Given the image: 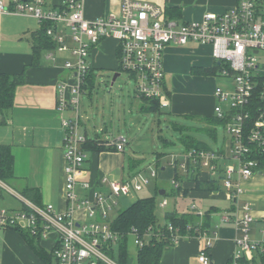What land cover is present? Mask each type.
Here are the masks:
<instances>
[{
  "label": "built area",
  "instance_id": "obj_1",
  "mask_svg": "<svg viewBox=\"0 0 264 264\" xmlns=\"http://www.w3.org/2000/svg\"><path fill=\"white\" fill-rule=\"evenodd\" d=\"M83 7L84 0H62L58 11L47 8L45 0H9L7 4L0 1V15L29 16L49 24L45 34L56 51L75 58L74 62L67 61L64 65L74 75L70 86L72 96H66L67 84L59 85L57 95V111L62 113L70 109L73 112L72 118L61 119L66 177L64 198L68 208L59 213L51 205L39 207L23 199L21 211L0 210V227L19 228L41 240L55 235L56 264H117L105 254L104 246H115L118 234L104 222L88 224L86 219L96 215L101 220L106 219L117 206V199L142 191L156 178L157 171L155 167L149 168L148 177L140 171L125 181L103 178L99 186L107 184L108 194L97 193L89 182H82L90 195L82 200L77 197V174L82 171L86 158L82 149L86 137L78 134L79 105L81 88L90 70L91 50L103 40H116L120 74L124 72L133 80L137 97L156 100L164 109L169 105L163 89L166 47L194 43L211 48L214 62L223 65L218 76L231 79L233 86L231 91L215 89L214 114L225 120V130L230 135V153L237 168H226L223 186L236 200L242 193L241 182L256 173L257 162L250 158L255 152H264V62L258 58L264 54V0H237L230 12L206 14L199 22H179L169 18L164 9L138 0H121L118 15L94 21L84 18ZM59 24H64L66 34L58 31ZM126 144L125 138H119L104 146L123 152ZM220 157L212 151H190L171 155L169 165L185 172L187 162H191L215 174ZM166 205L167 201L163 200L160 207ZM77 213L82 216L77 217ZM221 222L232 223L240 232L230 264H264V229L260 241L250 238L251 224L255 220L247 203L238 208L235 216L223 214ZM131 236L136 248H142L143 242L135 230ZM198 237L202 241L198 262L209 264L208 252L213 239L206 233H199ZM179 239L180 236L175 235L171 241L177 244Z\"/></svg>",
  "mask_w": 264,
  "mask_h": 264
},
{
  "label": "crops",
  "instance_id": "obj_2",
  "mask_svg": "<svg viewBox=\"0 0 264 264\" xmlns=\"http://www.w3.org/2000/svg\"><path fill=\"white\" fill-rule=\"evenodd\" d=\"M0 1L5 4L9 2V0ZM61 1L45 0V3L47 8L58 11ZM138 1L158 6L164 9L165 12L167 9L177 10L178 15L172 19L179 22H199L206 14L230 12L237 4V0ZM120 4L121 0H84V18L88 21H94L108 15H118ZM167 16L169 15L167 14ZM43 24L45 23H41L29 16L0 15V74L21 76V84L17 85L14 90L12 108L0 116V145L11 148L16 177L14 186L17 189V191H14L0 182V207L7 211H15L13 209V201L15 199L22 203L19 211L24 208L23 199H26L17 192L25 188L38 189L40 191L41 207L51 205L59 213L66 212L68 208V203L64 198L66 177L63 157L64 131L61 128V119L72 118L73 112L70 109L62 113L57 111V95L59 85L67 84L66 96H72L70 94V86H72L74 75L66 70L64 65L67 61L74 62L75 58L68 53H58L48 36L51 47L43 46L35 56L34 46ZM57 29L58 31L62 30L64 34L67 32L64 24H59ZM68 45L72 47L70 41H68ZM189 45L194 48L187 49ZM183 48L187 52L202 56L204 59L208 58L209 65L202 68L198 67V70L211 68L215 64L212 61L213 58L211 59V48L208 46H200L194 43L185 46L172 44L167 46L163 57L165 74L163 89L169 105L162 110H167L171 116L176 118L201 121L205 125L203 132L207 129H215L216 131V127L210 126L204 120L215 115L213 110L217 102L214 94L208 98L192 96L183 92L180 85H177L173 92L168 91V86L166 85L167 73L175 70L180 72V68L174 67V61L178 52H180L179 49L186 51ZM118 53L116 40L106 39L101 41L91 50L89 58L90 68L95 70L96 74L102 71L111 72L112 74L120 73L117 72L119 68ZM195 68L194 65H191L190 73ZM184 128L188 132L192 129L191 127ZM78 134L86 137V139L99 135L104 142L123 138L122 136L115 138L107 130L106 126L94 131V135L90 136L85 126L81 124ZM230 148L231 139L228 143L224 142L222 147L218 149L221 152V157L218 160L219 170L225 171L228 166L237 168V163L232 159ZM171 155L174 154L162 157L154 162V167L159 166L160 170L156 178L151 179L148 185L152 182L154 194L157 187L159 192H163L162 195L159 194L163 197L166 191L170 192L172 190L174 192L171 197H175L177 201L173 207V213L181 215L193 212L194 216L198 215L199 224L207 222L208 230L206 234L213 239L212 246L208 252L209 264L229 263L236 249L235 240L240 237V232L232 223H222L221 216L225 213L235 216L238 213V208L247 203L242 199L244 187L252 186L264 191V175L257 173L253 177L243 180L241 182L242 193L235 200L231 197L230 192L224 188L223 179L219 183L220 190L216 192L201 191L191 181L174 182L175 169L169 165ZM85 156V162L81 168L82 171L77 174L75 187L77 197L80 200L90 195V192L82 187V182L92 184L93 190L97 193L108 194L107 184L103 186L97 185L103 178L108 181H125L140 171H143L146 176V171L141 169L140 166L133 169L139 159L127 157L125 148L123 152L105 151L92 153L85 151ZM161 161H166V165L163 166ZM178 161L181 163L182 159H178ZM232 162L235 165H231ZM177 169L180 175L184 173L179 167ZM219 175H221L219 172L210 174L207 170L202 169L197 180L201 184H205L209 180L218 179ZM222 176L224 177V173H222ZM234 179H236V175H234ZM5 193H7V196H4ZM207 201L219 202V204L206 207ZM10 206L12 207L8 208ZM251 211L255 220L251 224V230L255 228L254 226L257 223H260L264 229V211H254L253 209ZM206 214H208V217ZM76 216L81 217L82 213H77ZM215 217L218 218L214 224L212 222ZM88 219L94 220L93 223H95L104 222L107 218L101 220L100 216L96 215L94 218H87L86 223ZM0 228V264H43L16 232L3 227ZM55 242L56 236L51 234L48 239L41 241V246L46 251H51ZM201 245L202 241L196 235L186 234L180 236L177 244L167 245L163 248L159 264H201L198 262Z\"/></svg>",
  "mask_w": 264,
  "mask_h": 264
},
{
  "label": "rangeland",
  "instance_id": "obj_3",
  "mask_svg": "<svg viewBox=\"0 0 264 264\" xmlns=\"http://www.w3.org/2000/svg\"><path fill=\"white\" fill-rule=\"evenodd\" d=\"M189 48L194 47L189 45L187 49ZM181 49H179L180 52H178L174 61V67L180 68V72H176V70L173 72L168 71L166 76V85L169 92H173L176 86L180 85L183 92L189 95L208 98L214 94L217 87L224 91L233 89L231 79L198 73V67L202 68L209 65L207 57L204 59L198 54L187 52L185 48L183 49L186 51ZM258 58L264 62V54L259 55ZM212 61L214 62L213 59ZM191 65L196 67L192 73H190ZM112 76L111 72H97L96 86L92 97L89 99L85 95H81L79 107L80 127L81 124L85 126L88 134L93 136L94 131L106 126L115 138L118 136L125 138L128 142L125 146L126 156L140 159V168L146 171V176L149 174L148 169L154 168L153 164L157 161L158 156L164 158L170 154L181 155L185 152L184 146L178 139L186 133L198 141L206 143L213 152H217L224 142H229L230 135L222 126L216 127L217 142L214 143L208 134L200 131L205 129V125L201 121L176 118L171 116L167 110H162L159 114L142 113L140 110L142 103L135 96L133 80L129 78L128 74L122 72L111 87ZM173 125H177V129L173 128ZM184 127H191L190 133ZM161 163H163V166L166 165V161H161ZM231 165H235L234 162ZM153 194L154 185L151 182L150 185L145 186L138 193H131L128 197H120L117 199L118 205L108 213L104 223H113L120 212L126 210L137 200L151 197ZM4 196H7V193ZM155 198L156 214L159 222L163 223L164 213L174 211L173 207L177 199L171 196L164 198L159 194ZM164 199L168 202V205L161 209L159 204ZM242 199L248 203L251 210L264 211V191L258 190L257 187H244ZM215 204L217 205L219 202L207 201L205 205L209 207ZM13 205V209L19 211L22 203L15 199ZM0 210L7 211L3 207H0ZM217 218H213L212 223L215 224ZM93 222L94 220H87L88 224ZM254 227L250 231V238L260 241L263 227L260 223H257ZM128 252L134 258L136 246L131 235L128 239ZM51 264H55V262L53 261Z\"/></svg>",
  "mask_w": 264,
  "mask_h": 264
},
{
  "label": "trees",
  "instance_id": "obj_4",
  "mask_svg": "<svg viewBox=\"0 0 264 264\" xmlns=\"http://www.w3.org/2000/svg\"><path fill=\"white\" fill-rule=\"evenodd\" d=\"M166 13L170 16V18L178 15V11L172 9H167ZM49 26V24H43L39 32L38 39L36 40L34 46L35 56L43 46H46L48 48L51 47L49 39L45 34V31ZM222 66V64L219 65L218 63H215L211 68L198 70V73L217 76ZM117 72H121L120 66L117 69ZM96 79L97 74L95 70L90 68L88 75L85 78L84 84L82 85L81 95H86V97L89 99L92 97L95 91ZM19 84H21V76H8L5 74H0V116L4 115L12 108L14 90ZM137 99L142 103L140 106V110L142 113L159 114L162 111L159 102L156 100H150L143 97H137ZM204 120L212 127L222 126L225 128V120L217 118L216 115L210 118H205ZM177 127V125H173V128L177 129ZM205 132L213 139L214 143L217 142V133L215 129H207ZM178 141L184 146V153L190 151H212L206 143L198 141L188 133L182 135L178 139ZM105 143L106 142L100 139L99 135H96L94 138L86 139V142L82 145V149L84 153L85 151L92 153H101L105 151L116 152L113 148H106L104 146ZM214 153L219 156L221 155L220 151ZM160 158L161 157L158 156L157 161ZM250 159H253L257 162L255 175L257 173L264 175V152H255V154L252 155ZM137 162L138 163L135 164L133 169L140 166L141 160L139 159ZM155 169L157 173L160 170L159 166H157ZM178 171L179 170L177 168L174 170V182L177 183L184 180L191 181L194 182L196 184V188L201 191H219L221 188L219 184L220 180L224 178L222 176V173H224V171H222L221 169L219 170L218 167L217 172L221 174L219 175V178L209 180L205 184H201V182H199L197 178L199 177L202 168L199 164L193 165L191 162H187L186 170L182 175H180ZM15 181L16 177L14 174V157L11 148L9 146L0 145V182L13 189L14 191H17L14 186ZM97 185H100V181ZM91 186L93 188L92 184ZM17 193H19L29 202L41 207L40 191L38 189L25 188L24 190H21ZM173 193L174 192L172 190L170 192L166 191L164 197H170L173 195ZM158 194H160V192L156 187L154 196L137 200L126 210L120 212L115 221L110 224L111 230L118 234L119 240L115 246L111 244L105 245L104 252L117 264H159L163 248L167 245L173 244L171 241L173 236H184L186 234L198 236L199 233H207V222L199 224L198 215L196 214L194 216L193 212L181 215L173 212H165L163 223H160L156 214L155 197ZM206 215L208 217V214ZM169 227L172 228V231L168 230ZM5 228L16 232L26 244V246L40 261L43 262V264H51L53 261L56 264V259L53 254L54 247L51 251H46L41 246L42 240L39 237L30 235L29 232L21 230L19 228ZM133 230H135L139 240L143 242L142 248H136L134 258L128 252V239ZM227 264H230V262Z\"/></svg>",
  "mask_w": 264,
  "mask_h": 264
},
{
  "label": "water",
  "instance_id": "obj_5",
  "mask_svg": "<svg viewBox=\"0 0 264 264\" xmlns=\"http://www.w3.org/2000/svg\"><path fill=\"white\" fill-rule=\"evenodd\" d=\"M120 76V73H114L112 78H111V82H110V86L112 87L113 84L115 83L116 79ZM163 192H160V195H162Z\"/></svg>",
  "mask_w": 264,
  "mask_h": 264
}]
</instances>
